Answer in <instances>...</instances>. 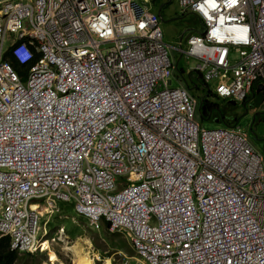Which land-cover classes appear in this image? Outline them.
<instances>
[{"label":"built area","instance_id":"1","mask_svg":"<svg viewBox=\"0 0 264 264\" xmlns=\"http://www.w3.org/2000/svg\"><path fill=\"white\" fill-rule=\"evenodd\" d=\"M178 1L205 32L176 50L205 81L227 80L220 96L245 98L264 80V0ZM21 39L33 48L23 80L3 59ZM172 68L157 16L135 0H0V235L12 250H41V217L67 201L127 232L139 264H264L261 156L238 126L199 127Z\"/></svg>","mask_w":264,"mask_h":264},{"label":"rangeland","instance_id":"2","mask_svg":"<svg viewBox=\"0 0 264 264\" xmlns=\"http://www.w3.org/2000/svg\"><path fill=\"white\" fill-rule=\"evenodd\" d=\"M136 1L141 6H151L152 4L150 0ZM176 2V0H172V2L161 11L159 22L161 28L163 29L164 42L167 45H172V47H169V56L172 62L177 64L178 69H186L188 67L192 68L194 66V62L192 60H186L185 55L176 50L174 46L182 43V46L185 47L184 37H186V35L192 30H199L200 23L192 13L186 12L183 14L177 7ZM156 7L159 9L158 4ZM175 77L177 78L176 71L174 72L171 85L176 86L179 82L178 84L185 87L184 83L177 81ZM207 85L210 89L214 88L211 81H208ZM190 94L194 97L195 95H198L196 92L192 91ZM259 97H261V95ZM228 106L229 104L226 105V107ZM255 113H257V116L249 129L248 123L251 121L252 114ZM197 118L202 127L215 128L224 125L223 122L219 121H201L199 115ZM236 118L238 123L249 132V139L253 141L254 146L259 150H262L264 147V98L261 101L260 99L257 100L255 97H250L245 103V106L238 103ZM60 206L59 212L51 217L57 218L63 222H73L76 225V228L80 229L81 232L84 231L87 241L85 240V237H76L71 238V240H66V237H61V235H59L61 227H53L51 224L45 226L47 231H49L46 237L50 241V249L55 252L54 255L51 256L47 250L49 256L48 260L51 264H73L74 255L66 248L73 245V242H71L73 240L80 242L84 249L90 253L94 264H104L106 259L110 261V264H137V255L127 236L121 232H111L105 222H102L98 229L90 227L86 219L77 217L73 212L70 213V211H68L71 206L70 204H61ZM45 219H48L46 215L43 219H40V226L43 223L42 220L44 221ZM67 225L68 227L71 226L70 223ZM48 260L47 253L28 254L16 252L13 264H48Z\"/></svg>","mask_w":264,"mask_h":264},{"label":"clouds","instance_id":"3","mask_svg":"<svg viewBox=\"0 0 264 264\" xmlns=\"http://www.w3.org/2000/svg\"><path fill=\"white\" fill-rule=\"evenodd\" d=\"M136 1V0H135ZM151 1V6H141L137 1H136V3L139 5V6H141L142 8H146V9H148V10H150V12H152V13H154L156 16H157V19H158V25H159V27H160V29H161V31H162V34H163V29L161 28V26H160V22H159V16L161 15V11H160V4H159V9H157V5L154 3V0H150ZM169 0H161V3L162 4H165V3H167ZM177 2V7L179 8V10L184 14V13H186V12H189V13H192L194 16H195V18L199 21V23H200V29L199 30H197V29H195V30H192L191 32H189L187 35H186V37H184V39H185V43H186V39L188 38V36L190 35V34H193V35H203L204 34V32H205V24H204V22H203V20H202V18L199 16V14L198 13H195L194 11H192V10H190V9H185V8H182L181 6H180V4H179V1L178 0H176ZM167 7V6H166ZM166 7H164V8H166ZM198 14V15H197ZM171 18V17H170ZM29 38V37H28ZM23 41H25V39H21V40H19V41H17L13 46H10L9 45V43H10V41H8V42H4V44H3V59L4 60H6L8 63H10L11 65H12V67H13V69L21 76V79L23 80L24 78H25V72L27 71L26 70V66L24 65V63H29V60H27L28 59V57H30L29 55H27L26 53H24L23 52V47H25L27 50H28V52H30L31 53V51H33V48L32 47H30V46H28V45H26V44H24L23 43ZM163 43L165 44V46H166V48H167V50H168V55H169V47H172V45H167L165 42H164V36H163ZM20 45L21 47H20V51L22 52V53H17V54H14L13 52H11V49L15 46V45ZM180 44H182V43H180ZM178 45H175L174 47L176 48ZM180 52V51H179ZM181 53V52H180ZM234 53H235V56H234ZM181 54H183V53H181ZM238 54H239V50H237V48H231V58H230V63H231V65H234V64H236L237 63V60H238V58H239V56H238ZM183 55H185V54H183ZM170 57V56H169ZM185 58L186 59H191V60H193V62H194V66L192 67V68H186V69H183V73H182V76H183V78H185V79H187V81L185 82V81H183V79H178V74H177V71H176V69H177V64L176 63H173V68H172V73H171V77H170V85H171V82H172V79H173V77H174V72L176 71V76H177V78L175 77V79L177 80V81H180L181 83H184V85H185V87L183 86V85H180V84H176V86H174V87H179V88H182V89H184L191 97H193L194 99H195V101H196V109H195V113H194V118H195V120L197 121V123L199 124V127H202V125H201V123L199 122V120H198V118H197V114H198V111H199V98H198V96H196L195 95V97L192 95V94H190L191 93V91L192 92H196V91H193L194 90V88L193 89H188L187 88V84L189 83V81H188V75L191 73V72H193V74H192V77L194 76V75H197V76H200L201 77V79H202V81L204 82V84H208V81H205V79H204V77H203V74L202 73H200V72H198V71H196L195 70V65H196V62H197V60L195 59V58H193V57H190V56H186L185 55ZM171 59V58H170ZM16 62V64L20 67V70H17L15 67H14V65H13V62ZM172 61V60H171ZM186 73V74H185ZM230 73H232V71L231 70H229L228 71V78H229V74ZM220 82H227V80L226 79H224V78H220V79H213V80H211V84H213L214 85V88L213 89H210L209 87V90H210V92L213 94V96H214V98H216L217 100H218V102L220 103V107H222V108H226V110H229L230 111V109H231V112L232 113H230V119H231V121L229 122V124L230 125H226V124H224L223 126H219V127H227V128H233V127H236V126H238L239 128H241L243 131H245L246 132V134H247V140H248V142H249V144L251 145V147L261 156V160H260V165H261V172H260V176H263V183H264V167H263V162H264V147L262 148V150H259L257 147H255L254 146V143H253V141L251 140V139H249V132L247 131V129L246 128H244V127H242L239 123H238V120H237V118H236V115H237V104L238 103H241L243 106H245V103L248 101V99L250 98V97H255L257 100L258 99H260L261 101L263 100V98H264V80L263 79H258V80H254L253 82H252V84L250 85V89H249V91H248V93H247V95L245 96V98H243L242 100H236L235 98H233L232 96H220L218 93H217V91H216V86L220 83ZM172 86V85H171ZM208 86V85H207ZM261 95V97H259ZM227 104H229V106L228 107H226V105ZM257 116V113H255V114H252V116H251V121H249V123H248V128L250 129L251 128V126H252V123H253V121H254V119H255V117ZM202 128H206V127H202ZM215 128H217V127H215ZM207 129H213V128H207ZM263 130H264V118H263ZM262 173V174H261ZM254 175L256 176V173H254ZM251 176V175H250ZM251 178V180H254L253 178H252V176L250 177ZM246 186H249V184H247ZM256 188V183H253V184H251V189H247L246 191H244V193L247 195V196H249L250 195V193H251V191L252 190H254ZM59 203H68V204H70L71 205V208H72V210H73V212H74V214H75V216H77V217H80V218H84V219H86L87 220V222H88V224H89V226L90 227H94L95 229H98L99 228V226L101 225V223L102 222H105L106 224H107V226H108V229H109V224L103 219V218H101L98 222H97V226H95L94 224H92L90 221H89V219L86 217V216H84V215H81V214H78V213H76L75 212V210H74V208H73V204L71 203V202H67V201H59L58 203H57V210L56 211H54V212H52V213H46V214H44L42 217H41V219H43V217L46 215L47 217H49V216H51V215H54V214H56L58 211H59V208H58V206H59ZM42 224H41V226L43 227V229H44V234H43V237H42V240L43 241H45V240H48L49 241V239L46 237L47 236V232H46V228H45V224H46V222H47V220H42ZM110 230V229H109ZM111 232H121L122 234H124L125 236H127L128 238H129V240H130V237H129V235L127 234V232H125V231H113V230H110ZM60 232H62V233H64V229L61 227L60 228ZM60 232H59V235H60ZM0 236H7V235H0ZM9 237V236H8ZM63 237H64V234H63ZM52 241V240H51ZM50 242V241H49ZM53 242V241H52ZM130 242H131V240H130ZM131 245H132V243H131ZM132 247H133V245H132ZM9 249L11 250V251H14L15 253L17 252V253H28V254H34V253H47V260H48V258H49V256H48V249H44V250H37L36 252H33V253H31V252H18V251H15V250H12L11 248H10V238H9ZM133 249H134V247H133ZM53 251V250H52ZM134 251H135V249H134ZM54 252V251H53ZM55 253V252H54ZM135 253H136V251H135ZM56 255V254H55ZM136 255H137V253H136ZM58 259V258H57ZM59 260V259H58ZM48 262V264H51V262L48 260L47 261ZM140 263V261H139V257L137 256V264H139Z\"/></svg>","mask_w":264,"mask_h":264},{"label":"trees","instance_id":"4","mask_svg":"<svg viewBox=\"0 0 264 264\" xmlns=\"http://www.w3.org/2000/svg\"><path fill=\"white\" fill-rule=\"evenodd\" d=\"M172 0H169L167 3L162 4L161 0H154V3L157 5L160 4V11L164 9L167 5H169ZM14 67L17 70H20V67L13 62ZM178 79H183V81H187V79L183 78L182 73L183 69H176ZM193 72L188 75L189 83L186 85L188 89H193L196 91L199 98V111L197 116L199 115L201 121H219L223 122L226 125H230V111L226 110V108L220 107V103L216 98H214L213 94L210 92L208 86L204 84L200 76L194 75L192 77ZM185 81V82H186ZM16 257V253L9 249V237L8 236H0V264H13Z\"/></svg>","mask_w":264,"mask_h":264},{"label":"bare ground","instance_id":"5","mask_svg":"<svg viewBox=\"0 0 264 264\" xmlns=\"http://www.w3.org/2000/svg\"><path fill=\"white\" fill-rule=\"evenodd\" d=\"M35 206V205H34ZM65 237V236H64ZM68 239V238H67ZM66 239V240H67ZM69 240V239H68ZM87 241V240H86ZM67 242V241H66ZM73 242V245L66 247L69 251L72 252L74 255V261L73 264H94L93 259L90 256V253L84 249V247L81 245L80 242H77V240L71 241ZM67 245V243H66ZM65 245V246H66ZM41 247L44 249H48L49 255L53 256L54 252L50 249V242L48 240H45ZM65 249V248H64ZM104 264H110V261L106 259Z\"/></svg>","mask_w":264,"mask_h":264},{"label":"crops","instance_id":"6","mask_svg":"<svg viewBox=\"0 0 264 264\" xmlns=\"http://www.w3.org/2000/svg\"><path fill=\"white\" fill-rule=\"evenodd\" d=\"M186 60H191V59H186ZM192 61H193V60H192ZM61 204H68V203H59L58 208L61 207V206H60ZM68 211H70V213L73 212L71 206L69 207V210H68ZM58 212H59V211H58ZM58 212H57V213H58ZM57 213H56V214H57ZM73 213H74V212H73ZM51 216H52V215H51ZM51 216L48 217L45 226H48V225L51 224L53 227H58V226H59V227H62V228L64 229V236H65L66 238H68L69 240H71V238H76V237H85V240H87V239H86V234L84 233V231L81 232L80 229L76 228V225H75L73 222H70V221L63 222V221H61V220H59V219H57V218H52ZM50 218H52V219H50ZM45 220H46V219H45ZM79 221H81V220H79ZM47 223H48V224H47ZM68 223L71 224L70 227H68V225H67ZM45 228H46V227H45ZM65 230H66V232H65ZM46 232L48 233L49 231H47V229H46ZM60 235H61V237H63V233H62V232H60ZM68 239H67V240H68Z\"/></svg>","mask_w":264,"mask_h":264}]
</instances>
